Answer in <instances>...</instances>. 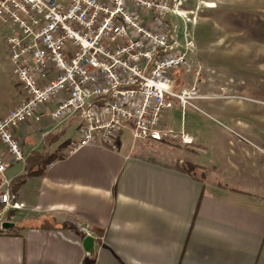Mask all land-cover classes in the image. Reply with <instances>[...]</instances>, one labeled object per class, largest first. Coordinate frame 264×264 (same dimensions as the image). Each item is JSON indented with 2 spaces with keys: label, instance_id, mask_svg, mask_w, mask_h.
<instances>
[{
  "label": "crops",
  "instance_id": "obj_1",
  "mask_svg": "<svg viewBox=\"0 0 264 264\" xmlns=\"http://www.w3.org/2000/svg\"><path fill=\"white\" fill-rule=\"evenodd\" d=\"M190 1L189 8L206 3L191 25L207 35L216 31L214 48L204 50L188 25L195 82L204 81L200 99L235 103L231 119L250 137L249 146L232 151L229 177L216 165L210 174L201 153L186 146L173 161L159 159L150 151L159 141L135 139L129 126L111 143L67 154L81 121H55L49 103L39 120L15 130L24 159L10 158L6 177L19 207L0 205V264H264V0ZM6 31L1 50L9 56ZM10 65L0 70V117L24 96ZM0 149L7 154L1 143ZM36 154L53 158L39 161ZM178 158L203 174L184 171ZM235 167H248L246 178ZM5 221L14 225L4 228ZM88 235L95 238L93 253L85 248Z\"/></svg>",
  "mask_w": 264,
  "mask_h": 264
},
{
  "label": "built area",
  "instance_id": "obj_2",
  "mask_svg": "<svg viewBox=\"0 0 264 264\" xmlns=\"http://www.w3.org/2000/svg\"><path fill=\"white\" fill-rule=\"evenodd\" d=\"M189 3L0 0V23L14 25L6 45L24 91L19 103L0 117V143L7 153L0 149V205L5 210L19 207L6 177L10 158L24 159L15 130L39 120L47 104H55V121L74 116L81 121L80 135L67 154L97 142L111 143L128 126L135 139L160 141L169 134L162 120L174 100L183 109L196 107L194 100L204 98L198 82L177 91L175 77L185 66L192 71L188 25L198 20L201 4H206L189 8ZM181 137L184 146L194 143L188 134ZM81 229L91 234L90 225Z\"/></svg>",
  "mask_w": 264,
  "mask_h": 264
},
{
  "label": "rangeland",
  "instance_id": "obj_3",
  "mask_svg": "<svg viewBox=\"0 0 264 264\" xmlns=\"http://www.w3.org/2000/svg\"><path fill=\"white\" fill-rule=\"evenodd\" d=\"M9 27L13 29L14 25L9 22L8 28ZM194 27L195 29H199L198 26ZM194 27L191 25V30L194 32L193 37L197 44L200 42L199 40H201V47H203L204 50L214 48V44L212 45L210 40L215 38L216 31L211 29L212 32L207 35V32H202L200 29L199 32L194 30ZM8 28L6 29L9 31ZM6 29H4V27L0 28V33H2L0 36L1 71L11 67L10 56H7L6 53L1 50V42L3 41V34L7 32ZM181 38L184 39L183 36H181ZM194 58L193 61L189 59V66L192 68L191 72H187V66L176 72L175 77L178 83L177 91L186 83L192 84L197 80L195 72L199 70L197 55ZM201 64H203L202 61ZM204 73L208 72L202 69V74ZM209 74L216 75L212 72H209ZM3 85L4 84H0V88ZM198 86L200 87L199 89H201L200 93H202L204 81L200 84L198 83ZM215 102H219L223 108L216 109L214 107ZM173 103V107L167 109L164 113L165 116L167 115L166 123H164L165 119L162 120V127L164 128L167 126L168 128L165 129H171L172 132L168 134V136H164V138L158 142L155 150L150 151L155 153V156L159 159H169L173 161L180 156L183 151L184 145L181 136L184 133L182 130H184L192 134L196 139L194 144L186 146V148H188L187 151L194 149L199 151L201 153L200 156L207 164L206 168L210 174H212L214 165H216L217 169L222 168L226 171V175L229 177V172H231L232 169V167H230L232 151L235 149L237 150L243 145L249 146L247 143H249L248 139L250 138L247 129L244 128V126L238 125L231 119V110H234V105L236 104L226 102L224 99H196L194 100L196 107L189 105L183 109L179 101L174 100ZM142 142L145 143V140ZM259 142L261 143V141ZM235 170H238V177H241L243 174V178H246L245 174L246 171H248V167H235ZM198 173L203 174L201 171H198ZM226 180L229 182L228 178Z\"/></svg>",
  "mask_w": 264,
  "mask_h": 264
},
{
  "label": "trees",
  "instance_id": "obj_4",
  "mask_svg": "<svg viewBox=\"0 0 264 264\" xmlns=\"http://www.w3.org/2000/svg\"><path fill=\"white\" fill-rule=\"evenodd\" d=\"M34 159H37V160H39V161H44V160H46V161H49V160H51V158H53V156L52 157H48V156H45V155H42V154H36L34 157H33ZM176 164L181 168V169H183L184 171H186V172H188V173H190V174H195V173H197L198 172V170L201 168V167H196V166H194V165H191V164H189V163H181L180 162V158H178L177 160H176ZM31 172L28 170V172H26V173H24L22 176H20L19 178H18V180H17V184H20L21 182H23L24 181V179L30 174ZM16 184V185H17Z\"/></svg>",
  "mask_w": 264,
  "mask_h": 264
},
{
  "label": "water",
  "instance_id": "obj_5",
  "mask_svg": "<svg viewBox=\"0 0 264 264\" xmlns=\"http://www.w3.org/2000/svg\"><path fill=\"white\" fill-rule=\"evenodd\" d=\"M13 225H14V223L9 222V221H5L3 223L4 228H9ZM94 242H95V238L93 236H90V235L86 236L84 244H85L86 250L90 253L94 252Z\"/></svg>",
  "mask_w": 264,
  "mask_h": 264
}]
</instances>
